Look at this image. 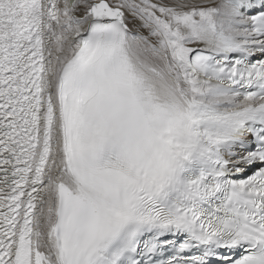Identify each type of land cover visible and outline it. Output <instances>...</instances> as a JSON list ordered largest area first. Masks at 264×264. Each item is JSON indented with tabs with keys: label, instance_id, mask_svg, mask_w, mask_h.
Here are the masks:
<instances>
[{
	"label": "snow or ice",
	"instance_id": "obj_1",
	"mask_svg": "<svg viewBox=\"0 0 264 264\" xmlns=\"http://www.w3.org/2000/svg\"><path fill=\"white\" fill-rule=\"evenodd\" d=\"M0 264H264V0H0Z\"/></svg>",
	"mask_w": 264,
	"mask_h": 264
}]
</instances>
